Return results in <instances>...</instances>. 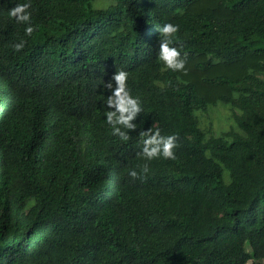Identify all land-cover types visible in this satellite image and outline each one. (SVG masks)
Listing matches in <instances>:
<instances>
[{
	"label": "trees",
	"instance_id": "1",
	"mask_svg": "<svg viewBox=\"0 0 264 264\" xmlns=\"http://www.w3.org/2000/svg\"><path fill=\"white\" fill-rule=\"evenodd\" d=\"M95 1L0 0V264H264V0ZM166 23L185 71H161ZM117 70L142 107L126 142ZM219 103L236 127L215 136ZM151 126L175 159L138 156Z\"/></svg>",
	"mask_w": 264,
	"mask_h": 264
},
{
	"label": "clouds",
	"instance_id": "2",
	"mask_svg": "<svg viewBox=\"0 0 264 264\" xmlns=\"http://www.w3.org/2000/svg\"><path fill=\"white\" fill-rule=\"evenodd\" d=\"M31 3L17 4L10 8L8 15L16 20L19 24H25V36H32L37 30L31 22V12L29 8ZM160 39L158 40L159 51L158 60L163 63L161 71L171 70L174 72L185 71L187 53L181 55V51L171 46L179 26L173 23H166L158 28ZM26 41L21 40L19 43L13 44L11 47L14 51L20 52L25 47ZM128 73L124 70H117L111 79L104 82V88L108 90L106 107L109 109L105 112L106 122L111 126L112 135L119 137L122 141L130 139V132H135L137 126L134 121L142 111L141 101L139 97H134L127 87ZM122 129H126L124 131ZM142 151L138 156L143 157L147 161L163 157L164 159H175L174 149L177 147L176 141L178 136H164L158 127L151 126L148 130L139 132ZM150 171L148 164H144L140 171L131 169L128 175L133 179H143Z\"/></svg>",
	"mask_w": 264,
	"mask_h": 264
},
{
	"label": "rangeland",
	"instance_id": "3",
	"mask_svg": "<svg viewBox=\"0 0 264 264\" xmlns=\"http://www.w3.org/2000/svg\"><path fill=\"white\" fill-rule=\"evenodd\" d=\"M109 4V0H96L94 3L98 8L106 7ZM233 114L230 105L219 103L217 106L211 107L208 113L200 112L198 116L201 119V127L208 129L211 126L213 134L218 136L236 127Z\"/></svg>",
	"mask_w": 264,
	"mask_h": 264
}]
</instances>
